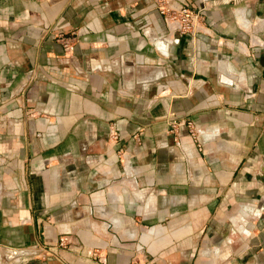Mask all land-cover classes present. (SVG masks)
Returning a JSON list of instances; mask_svg holds the SVG:
<instances>
[{
	"label": "crops",
	"instance_id": "crops-1",
	"mask_svg": "<svg viewBox=\"0 0 264 264\" xmlns=\"http://www.w3.org/2000/svg\"><path fill=\"white\" fill-rule=\"evenodd\" d=\"M178 2L0 0V264H264V0Z\"/></svg>",
	"mask_w": 264,
	"mask_h": 264
},
{
	"label": "built area",
	"instance_id": "built-area-1",
	"mask_svg": "<svg viewBox=\"0 0 264 264\" xmlns=\"http://www.w3.org/2000/svg\"><path fill=\"white\" fill-rule=\"evenodd\" d=\"M172 1L173 0H155L159 11L166 16L170 23L175 24V27L180 34L194 33L202 28L203 24L206 22V8L204 6L194 7L179 2L175 6L171 3ZM57 38L63 44L65 52H71L75 49V44L78 40L77 35L59 34ZM176 123V121L171 122L172 131H176ZM188 127L190 134L196 139L197 130L195 129V126L189 122ZM66 240L65 236H61L57 246H68ZM52 248L54 247H45V251L53 253L54 250Z\"/></svg>",
	"mask_w": 264,
	"mask_h": 264
}]
</instances>
